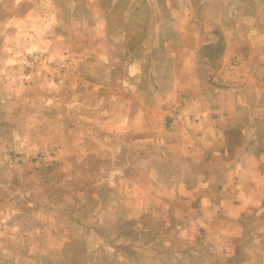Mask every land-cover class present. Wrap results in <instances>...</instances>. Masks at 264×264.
Wrapping results in <instances>:
<instances>
[{
	"label": "rangeland",
	"instance_id": "374dc122",
	"mask_svg": "<svg viewBox=\"0 0 264 264\" xmlns=\"http://www.w3.org/2000/svg\"><path fill=\"white\" fill-rule=\"evenodd\" d=\"M189 28L226 30L235 71L264 76V0H0V264H264V212L224 209L234 152L166 146L182 99L172 126L199 120L169 91Z\"/></svg>",
	"mask_w": 264,
	"mask_h": 264
},
{
	"label": "crops",
	"instance_id": "0c3cea01",
	"mask_svg": "<svg viewBox=\"0 0 264 264\" xmlns=\"http://www.w3.org/2000/svg\"><path fill=\"white\" fill-rule=\"evenodd\" d=\"M207 31L189 28L177 32L175 45H184L185 53L180 55V60H173L169 91L181 90L197 94L196 101L191 104L193 106L194 102H198L196 106L199 111L195 113L199 120L170 125V135L176 137L177 141L171 140L166 146H169V152L177 154L178 162L186 163L185 159L190 157V164L205 162L207 152L214 148L221 147V153H228L230 150L234 152L233 169L226 171L234 179L232 183L223 184L224 192L221 195L225 196L224 203L228 206L224 208L225 212L235 213L236 218L231 224L243 226L245 211L264 212V76L259 77L253 72L245 76L249 72L244 73L240 67L236 71L235 68L230 71L229 61L233 56L230 37L226 36L228 32L224 29L212 33ZM180 35L185 43L179 40ZM191 52L195 54V58H192ZM243 62L245 67L255 66L252 61ZM137 71L135 75L128 76V79L135 76L138 82L135 88L140 95L141 70ZM205 73L210 74L207 79L203 77ZM246 77L253 81L250 87L243 83ZM221 79L229 82H222ZM211 81H217V85L211 84ZM137 100L136 114L149 113L146 112L144 103ZM262 102L263 106H258ZM148 109L151 113L161 114L162 111L165 128L168 127L170 111L163 110L160 103ZM177 126L179 127L175 130L174 127ZM228 132L237 133L238 137L231 141L226 138ZM227 198H233L232 204L227 203ZM263 223L264 219H259L252 220L250 224L258 226Z\"/></svg>",
	"mask_w": 264,
	"mask_h": 264
},
{
	"label": "built area",
	"instance_id": "2783aa9c",
	"mask_svg": "<svg viewBox=\"0 0 264 264\" xmlns=\"http://www.w3.org/2000/svg\"><path fill=\"white\" fill-rule=\"evenodd\" d=\"M235 64H236V60L235 59H232L230 61V67H231V69L234 68ZM186 104H187V101L184 100V99H182L181 102L177 106H175L173 108V113H172V117L173 118L171 120V124L172 125H175L176 122L183 117V108H184V106Z\"/></svg>",
	"mask_w": 264,
	"mask_h": 264
}]
</instances>
